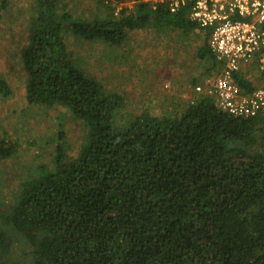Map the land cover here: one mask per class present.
<instances>
[{
    "label": "trees",
    "instance_id": "16d2710c",
    "mask_svg": "<svg viewBox=\"0 0 264 264\" xmlns=\"http://www.w3.org/2000/svg\"><path fill=\"white\" fill-rule=\"evenodd\" d=\"M133 1L119 17L123 0H96L105 13L83 17L67 0H33L19 51L26 104L65 110L85 132L68 153L62 120L51 162L33 163L0 210V264H264V115L233 116L199 94L183 109L129 117L123 94L68 50L70 36L112 48L138 29L198 27L197 58L212 64L203 76L218 69L209 29L183 10ZM10 2L0 0V21ZM244 69L234 77L250 91ZM11 94L0 75V95ZM6 137L0 162L19 149Z\"/></svg>",
    "mask_w": 264,
    "mask_h": 264
},
{
    "label": "rangeland",
    "instance_id": "374dc122",
    "mask_svg": "<svg viewBox=\"0 0 264 264\" xmlns=\"http://www.w3.org/2000/svg\"><path fill=\"white\" fill-rule=\"evenodd\" d=\"M32 2L11 0L0 21V75L12 89L11 96L0 95V135L6 133V140L17 141L19 145L13 157L0 162L2 211L9 206L18 183L31 172L33 163L51 162L62 120L63 140L68 153L77 152L85 132L84 127L65 110L56 107L43 110L40 106L26 104L25 76L19 51L25 43L28 10ZM67 3L72 15L91 17L97 12L105 13L96 0H67ZM124 3L131 5L128 0ZM135 4L128 9L133 10ZM115 9V15L120 17L122 8L116 4ZM180 32L172 28L165 31L152 27L138 29L129 32L120 47L112 48L71 36L66 43L71 56L86 74L96 77L108 90L123 94L127 102L122 111L125 115H137L145 109L161 115L173 108L183 109L188 101L199 96L194 87L215 78L217 73V69L212 68L203 76V64L210 68L212 64L206 61L207 66L197 58L198 48L204 41V30L197 27L187 33ZM191 59L195 64L189 66ZM257 74L255 65L243 71L245 77L251 75L255 82H258ZM194 77L198 80L192 83ZM20 254L18 251L17 255ZM17 255L12 258L24 263L25 260Z\"/></svg>",
    "mask_w": 264,
    "mask_h": 264
},
{
    "label": "built area",
    "instance_id": "2783aa9c",
    "mask_svg": "<svg viewBox=\"0 0 264 264\" xmlns=\"http://www.w3.org/2000/svg\"><path fill=\"white\" fill-rule=\"evenodd\" d=\"M118 3V8H131ZM153 7L166 4L174 14L183 10L190 22L209 29V47L218 69L215 78L194 87L221 110L238 117L264 115V0H149ZM124 3V4H123ZM116 12V9H115ZM256 66L258 82L251 75L252 90L241 88L234 74ZM258 83V84H257ZM264 130V123L261 126Z\"/></svg>",
    "mask_w": 264,
    "mask_h": 264
},
{
    "label": "crops",
    "instance_id": "0c3cea01",
    "mask_svg": "<svg viewBox=\"0 0 264 264\" xmlns=\"http://www.w3.org/2000/svg\"><path fill=\"white\" fill-rule=\"evenodd\" d=\"M251 66V65H250ZM249 67V66H248Z\"/></svg>",
    "mask_w": 264,
    "mask_h": 264
}]
</instances>
